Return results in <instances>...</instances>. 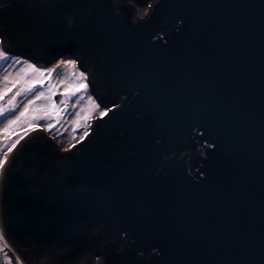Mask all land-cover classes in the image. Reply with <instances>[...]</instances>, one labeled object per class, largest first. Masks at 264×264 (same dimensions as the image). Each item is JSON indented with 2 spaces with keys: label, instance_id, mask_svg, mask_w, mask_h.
<instances>
[{
  "label": "water",
  "instance_id": "95a60500",
  "mask_svg": "<svg viewBox=\"0 0 264 264\" xmlns=\"http://www.w3.org/2000/svg\"><path fill=\"white\" fill-rule=\"evenodd\" d=\"M0 33L115 106L71 149L40 130L8 154L24 264H264V0H0Z\"/></svg>",
  "mask_w": 264,
  "mask_h": 264
},
{
  "label": "rangeland",
  "instance_id": "374dc122",
  "mask_svg": "<svg viewBox=\"0 0 264 264\" xmlns=\"http://www.w3.org/2000/svg\"><path fill=\"white\" fill-rule=\"evenodd\" d=\"M76 64L73 61H59L50 67L46 68V70L51 73V81L50 84L57 85V95L59 96V92H62L63 89L59 87L60 81L64 79L74 80L78 74L80 69L77 67H73ZM29 63L23 60V64L16 66L14 69L9 68V72L12 73V80L19 78L20 83L17 85V88H28V82L32 80H41L46 79V73L36 71L35 69L29 67ZM5 72L0 73V88H6L10 85V81H6L3 79ZM16 89L13 90L15 92ZM35 91L44 92L46 95L49 93V85L46 84L44 87H40L39 85L32 92H28L27 94L23 93L20 97L17 98L16 102L12 105L7 104V100L11 97L12 93H9L8 96L5 97L3 102H0V106L5 107L6 115L4 117H0V139L6 140L7 142L2 146H0V157L5 154L10 153L8 150L12 147L13 144H16L17 140H20L26 134L31 131H26L27 124L29 121H32L31 112L39 110L40 114H43V106L47 104L46 100L37 101L35 105L32 106L30 110V114L26 119H21L18 124L12 125L9 127L8 121L12 118L13 115H18L19 111L23 109L24 103H26L27 98H30ZM90 91L88 93L82 94L79 98L74 101H70L67 105L66 113L59 116V119L54 120L52 116L47 117V119H37L34 121L37 124L44 125L43 131L49 134L54 135V141L62 143V149H71L73 146L77 145L81 142V137L84 136V132H89V127L91 123L99 117V111L95 108V103L97 101L90 100L89 97ZM81 114V120L77 123L75 114ZM84 116H89V119L85 121L83 119ZM52 122L55 124V127L51 130H48L46 127L47 123ZM5 240H0V248H3L4 251H0V264H6L7 257H11L13 260V264H15V260L17 256L11 250V248L5 247Z\"/></svg>",
  "mask_w": 264,
  "mask_h": 264
},
{
  "label": "snow or ice",
  "instance_id": "6c2138e0",
  "mask_svg": "<svg viewBox=\"0 0 264 264\" xmlns=\"http://www.w3.org/2000/svg\"><path fill=\"white\" fill-rule=\"evenodd\" d=\"M145 7H149L150 5L145 4ZM180 23H183L181 20ZM23 64V59L19 58L16 53L13 52L12 44L9 38L6 37V34L0 33V67H4L5 75L3 77L4 80L10 81V85L6 88H0V102L5 100V97L8 96L9 93H12L11 97L7 100V104L12 105L16 102L17 98L21 96L22 92L27 94L28 92H32L39 85L40 87H44L46 84L49 85V93L45 94L44 92L35 91L34 94L27 98L26 103L23 105V109L19 111L18 115H13L12 118L8 121L9 127L12 125L18 124L21 119H26L29 114L32 106L40 100H46L47 104L43 106V114L41 115L39 110L31 112L32 121H29L27 124L26 131H40L43 130L44 125H40L35 123L37 119H47V117L52 116L54 120L59 119V116L66 113L67 105L70 101H74L79 98L82 94L88 93L91 88L90 79L88 74L85 71H79L78 76L74 80L64 79L60 81L59 87L63 89L62 92H59L60 99H56L57 96V85L50 84L51 81V73H49L46 69L37 68L35 64H30L29 67L35 69L36 71L46 73V79L41 80H32L28 82V88H17V85L20 83L19 78L12 80V73L9 72V68H15L18 65ZM79 61L73 65V67H77ZM16 89L15 92L13 90ZM90 100H94L92 95L88 97ZM95 108L97 110L101 109V105L97 102L95 103ZM115 112V106L112 107H104L99 111V117L101 120H104L105 117L109 116V113ZM6 115V109L3 106H0V117H4ZM75 118L77 123L81 120V114L76 113ZM83 119L87 121L89 116H84ZM46 127L48 130H51L55 127V124L52 122L47 123ZM92 133L85 131L84 136L81 137V141L87 139ZM202 134V133H201ZM19 140L16 141V144H13L12 147L8 150L9 152L13 151L17 144H19ZM74 147V146H73ZM8 165L7 154L0 157V176H7L6 166ZM4 227L0 228V240H6ZM126 235V233H125ZM5 247H8L5 244ZM0 251H4L3 248H0ZM99 260V256L97 257ZM106 260V257H105ZM6 264H13V260L11 257H7ZM15 264H24V261L19 257L16 258Z\"/></svg>",
  "mask_w": 264,
  "mask_h": 264
},
{
  "label": "flooded vegetation",
  "instance_id": "af4514ba",
  "mask_svg": "<svg viewBox=\"0 0 264 264\" xmlns=\"http://www.w3.org/2000/svg\"><path fill=\"white\" fill-rule=\"evenodd\" d=\"M20 58V57H19ZM24 60V59H23ZM24 61H26V60H24ZM27 63H29V64H32V63H30V62H28V61H26ZM37 68H39V67H37ZM46 68H48V67H44V68H41V69H46ZM4 71V67H0V73H2ZM7 141L6 140H4L3 141V139H0V146H2L3 147V145L6 143Z\"/></svg>",
  "mask_w": 264,
  "mask_h": 264
},
{
  "label": "built area",
  "instance_id": "2783aa9c",
  "mask_svg": "<svg viewBox=\"0 0 264 264\" xmlns=\"http://www.w3.org/2000/svg\"><path fill=\"white\" fill-rule=\"evenodd\" d=\"M12 250V249H11ZM97 264H100L99 262H98V260H97Z\"/></svg>",
  "mask_w": 264,
  "mask_h": 264
}]
</instances>
